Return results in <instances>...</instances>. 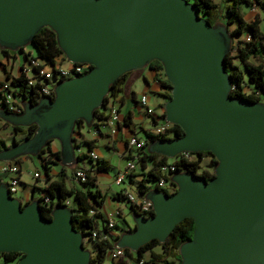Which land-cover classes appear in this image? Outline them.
<instances>
[{
	"label": "water",
	"instance_id": "95a60500",
	"mask_svg": "<svg viewBox=\"0 0 264 264\" xmlns=\"http://www.w3.org/2000/svg\"><path fill=\"white\" fill-rule=\"evenodd\" d=\"M42 27L54 32L68 62L90 67L57 81L52 97L23 100L19 113L0 106L3 122L35 125L29 137L0 149V162L37 156L56 140L59 164L72 167L76 120L90 128L119 76L158 61L170 85L163 122L183 134L149 141L146 151L167 158L209 151L213 176L202 180L180 170L169 176L171 194L147 190L151 214L130 209L133 227L119 232L113 247L134 252L162 242L190 217L192 234L178 246V264H264V99L230 95L225 25L210 24L187 0H0V49L30 44ZM84 237L69 207L55 204L47 219L38 200L22 205L0 182V253H21L13 264H89Z\"/></svg>",
	"mask_w": 264,
	"mask_h": 264
},
{
	"label": "trees",
	"instance_id": "16d2710c",
	"mask_svg": "<svg viewBox=\"0 0 264 264\" xmlns=\"http://www.w3.org/2000/svg\"><path fill=\"white\" fill-rule=\"evenodd\" d=\"M218 1L220 7L219 4L214 2L213 0H190L191 4L195 7V9L198 10L199 15L206 19L210 24L222 23L225 25L227 30L228 25H235L233 29L228 30L231 36V43L229 51L224 57L225 71L232 84L230 95L252 101L260 100L264 97V28L263 30L261 29V27L259 26L260 22L257 18L253 21L246 22L241 15L242 12L240 11L239 7L240 4H245L252 7L254 3L251 0ZM261 8L263 11L264 19V0H262ZM221 9H224L223 14L221 13ZM219 18L223 19V21H221ZM242 34L248 35L249 39H240L235 43L232 41L233 37ZM30 45L35 50V55L32 56V54L25 52L24 55L26 56L27 63L30 60L29 58L32 57L41 61L42 65L46 68H51L53 65H55V63H57L59 56L65 59L57 46L55 34L49 27L40 28L33 35ZM16 51L22 52L23 47H20ZM0 52L6 54L7 50L0 49ZM234 60H236L238 64H234ZM146 67L151 68L158 73V75H155L153 79L159 83L160 87L164 88L167 91V94L165 96L167 99L169 96L170 85L164 77L161 64L158 61L154 60L150 62ZM50 70L53 72V74L55 73V70H53V68ZM33 71H36V69L34 68ZM129 74V72L122 74L110 85L109 91L103 99L101 108L96 109L93 112L92 125L94 127L97 126L95 120L101 121L105 118L104 112L106 110L108 99L115 98L121 92L122 86ZM244 74L246 76L247 85H244ZM28 78L29 77L21 71L18 76L7 78V80L10 79L9 83L14 89L13 95L15 100L21 102L23 100H29L32 103H36V100L39 97L36 92L38 85H27L26 81L28 80ZM142 79L145 80L144 77H142ZM244 86H249L251 88V91L249 93H244ZM0 106L4 107V101L1 100V93ZM129 116L130 112H126L123 119L124 124L129 123ZM160 117L162 119L164 118L163 111ZM3 123L10 127L11 134L13 136L21 134V137L19 139L14 140L15 143L21 141L26 137H29L35 129V125L33 124L29 126H11L6 122ZM82 124L83 122L81 120H76L75 122V126H81ZM169 126L170 127L167 131H170L173 135L183 134L181 128L178 125L170 124ZM143 132L144 145L140 149H127V153L124 156L126 160L133 159L135 161V169L137 168V171H140L141 180L138 183V196H143V194L152 187L157 188L154 182H156L158 177L162 176L159 171L160 166L174 158H167L159 154L148 153L146 151V146L149 141L158 138L167 139L168 137H166L164 134L151 135L147 132V130H144ZM50 142L51 141H49L48 144L44 148H42L40 150V153L37 155V157L41 158L42 160L41 167L45 177L44 185L38 189L39 193L32 199H36L39 201L41 214L47 219H50V211L55 204L69 207L71 209V223L73 228L87 237V240H89L93 246V249L89 250V264H104L106 261V252L108 249L113 248V244L118 235L113 234L112 231H124V229H119V227L115 225V223L112 227H108L107 219L102 217L98 210L101 205V196L99 194V191L95 189L94 174L99 172H106L108 170L109 163L105 159H92L95 160L92 169L81 168V170H83L85 174V181H79L78 179H76V170L74 171L73 176L81 189L68 187L62 180H51L50 176L47 173V164L50 162V158L53 157L54 159L59 161V151H51L49 147ZM84 143L87 145V149L90 151V142L84 141ZM8 146L9 145H6L4 141L0 139V149L6 148ZM75 146L76 145H74V147ZM188 155H194L197 156V158H194V156L191 159H186L183 156L179 157L178 160L175 161L174 171L185 170L193 173L196 177L202 180H208L213 176V173L209 172L207 169H201V171L199 172L197 171L201 167L199 163L201 157L210 156L209 163H204L202 165L203 167L213 168V166L215 165V159L209 151H201L198 153L190 152ZM76 157V159L79 158L78 155ZM88 158L90 157L88 156ZM15 160H13V162ZM64 170L65 167L60 166L61 175L64 174ZM132 172L127 176V178H125L124 181H129ZM165 179L168 180V176H165ZM146 181H153L154 186H148L147 184H145ZM170 184L172 185L171 182ZM118 195L122 196L124 200L126 199L122 191H119ZM23 204L25 203H22V205ZM192 229V218H183L181 221L174 225L173 229L170 231L164 241L158 242L157 240L153 239L141 245L134 252H131L129 249L123 248L124 259H121L118 264H125V257H127L128 259L131 258L135 264H148L149 262L155 264H178V246L181 242L190 238ZM92 233H94V236H92ZM155 247H159L161 251L156 252L154 250ZM145 252L149 253L148 260L143 259V254ZM132 254L134 255V257H130ZM21 255L22 254L18 252L0 253V257L5 262L15 260ZM111 264L115 263L111 262Z\"/></svg>",
	"mask_w": 264,
	"mask_h": 264
},
{
	"label": "crops",
	"instance_id": "0c3cea01",
	"mask_svg": "<svg viewBox=\"0 0 264 264\" xmlns=\"http://www.w3.org/2000/svg\"><path fill=\"white\" fill-rule=\"evenodd\" d=\"M219 4L218 0H213ZM254 6V5H253ZM220 7V4H219ZM26 51L17 52L7 50L6 54L0 52V80H6L18 76L22 67H26L27 59L24 55ZM60 57V56H59ZM158 75L153 69L145 67L141 70L131 72L125 80L121 92L115 97V104L117 107V121L112 126H105L100 128L99 133H94V126L87 128L85 125L78 126L73 135V143L77 144L80 152L79 156L72 167H65L64 174L60 173L59 161L50 158L48 166V175L51 180L63 181L68 187L80 188L76 182L73 174L77 169H92L95 160L88 158L87 145L84 141L90 142V151H93L97 159H105L108 161L109 166L106 172H99L94 174L95 177V189L99 191L101 196V205L98 208L99 213L104 218L112 219L115 225L118 224V220L124 221L123 227L118 226L119 229L131 223L125 221V210L130 214V205L124 200V198L118 195L119 191H123L127 188L132 189L131 183L138 184L141 180L140 171L137 168L132 172L129 181H124L120 185V188L113 187L112 181L114 175L125 168L127 162L121 166V161L125 159L127 153L126 142L131 135H135L137 138L144 137L143 131L148 130L151 126V117L147 116L143 108L138 103L140 95L146 97L147 103L152 106L156 112L162 110V105L166 100L167 91L160 87L159 83L154 80V76ZM145 78V80L142 79ZM126 112H130L129 123L124 124L123 119ZM95 122H97L95 120ZM0 124H4L0 120ZM11 131L10 127L8 126ZM55 141L56 143H54ZM5 143V142H4ZM51 151H59V143L56 140H52L49 144ZM75 154V155H76ZM76 155V156H77ZM112 155L116 156L117 161L113 163ZM77 158V157H76ZM36 160V161H35ZM22 174V170L28 171V177L24 178L20 175V185L17 191L16 198L21 203H27L34 198L39 192L38 189L44 185V173L39 170L37 163L41 165V158L36 156V159H32L28 156L18 157L14 161ZM37 172L38 177L33 178L32 173ZM121 220V221H122ZM132 222V221H131ZM113 234H119V230H113ZM130 257H134L132 254ZM149 253L143 254V259L148 260ZM125 264H135L131 258L125 259ZM148 264H155L149 262Z\"/></svg>",
	"mask_w": 264,
	"mask_h": 264
},
{
	"label": "built area",
	"instance_id": "2783aa9c",
	"mask_svg": "<svg viewBox=\"0 0 264 264\" xmlns=\"http://www.w3.org/2000/svg\"><path fill=\"white\" fill-rule=\"evenodd\" d=\"M188 1V0H187ZM189 2V1H188ZM247 39H249V36L246 35ZM30 57V56H29ZM61 57V56H60ZM59 57V58H60ZM57 60V63L53 65L51 68H46L42 65V62L39 61L36 58H29L30 60L26 64V67H23L21 69L22 72H24L29 78L26 81L27 85H38V88L36 90L38 96H46V97H52L53 96V85L62 79L68 78L73 75H80L87 71L89 69L88 63H70L66 59H59ZM60 61V62H59ZM64 62V63H63ZM51 66V65H50ZM49 66V67H50ZM36 69V71H33V69ZM55 70V73L50 70ZM10 80V79H9ZM9 80H0V93H1V100L4 101V107L7 111L12 113H19L21 111V101H17L14 98L13 95V87H11ZM138 103L143 108L145 114L149 117H151V126L147 130L148 133L151 135H165L166 137H171L173 134L170 131H167L169 129V125L167 123L163 122V119L160 117L162 115V111L160 110L156 112V110L150 106L147 103L146 97L144 95H140L138 98ZM105 118L101 121L95 122L97 126L94 127V133H99L100 128L105 126H112L118 118L117 115V107L115 104V98H110L107 101L106 104V110L104 112ZM127 149L128 150H134V149H140L144 144V139L141 140L137 138L135 135H131L127 140ZM75 148V154L80 152V149L77 144ZM76 154V155H77ZM189 152H181L174 156L170 161H167L165 164L160 166L159 171L162 176L158 177L156 180L155 185L158 189L166 192L167 194H171L175 191V185L172 183L170 184L169 176L171 173L176 172L174 171L175 168V161L178 160L179 157L183 156L186 159H191L194 155H188ZM87 155L91 159H96V155L93 151L87 152ZM194 158H197V156H194ZM210 156L208 157H201L200 159V169L197 171H201V169H207L209 172L211 169L209 167H203L202 165L205 163H209ZM135 169V161L133 159H128L127 165L124 169L118 171L115 176L113 177V183L115 185H120L123 183L125 178L134 171ZM212 172V171H211ZM20 175L21 171L18 167V165L13 162H0V182H4L6 185V188L10 194V196H14L15 193H17L19 185H20ZM33 178L38 177L37 172H33L32 174ZM165 176H168V180L165 179ZM75 178L79 181H85V174L83 170L77 169L75 172ZM122 193L125 196V200L129 205L131 206V209L136 211L138 214H140L143 217H147L152 212V206L151 202L144 199L143 196H135L134 194L130 193L128 190H123ZM150 213V214H149ZM114 224L112 219L107 218V226L112 227ZM130 225H126L124 227V230H128ZM92 236H94V233H92ZM124 259V252L122 248H111L108 249L106 252V261L108 264H111V262H114L115 264H118V262Z\"/></svg>",
	"mask_w": 264,
	"mask_h": 264
},
{
	"label": "rangeland",
	"instance_id": "374dc122",
	"mask_svg": "<svg viewBox=\"0 0 264 264\" xmlns=\"http://www.w3.org/2000/svg\"><path fill=\"white\" fill-rule=\"evenodd\" d=\"M253 3H254V6L250 7V6H247L245 4H240L239 7H240V11L242 12L241 15L243 17V19L246 21V22H250V21H253L254 19H258L259 20V26L261 27V29L263 30L264 28V19H263V11H262V8H261V3H262V0H251ZM189 3L190 0H189ZM221 13L223 14L224 13V9H221ZM220 19V18H219ZM221 21H223V19H220ZM235 25L234 24H230L228 25V30H231L233 29ZM264 32V31H263ZM240 39H246L247 40V37L245 34H242V35H238V36H235L233 37L232 41L235 43L237 40H240ZM26 51V53H29V54H32V56L35 55V50L33 49V47L30 45V44H27L23 47V52ZM234 53V52H232ZM231 53V54H232ZM59 59H62L61 57ZM60 62V61H59ZM234 64H238V62L236 60L233 61ZM64 63V62H63ZM241 68V66H240ZM244 80H245V84L244 85H247L246 84V76L244 74ZM243 91L244 93H249L251 91V88L249 86L243 88ZM262 99V98H261ZM21 137V134H17L15 136H13L11 134V131L9 130L8 126L6 124H0V139L3 140L5 142L6 145H11L12 143V140H15V139H19ZM139 139L143 140L144 138L143 137H140ZM54 143H56L55 141H53ZM32 159H36V156H28ZM36 161V160H35ZM112 161L113 163H115L117 161L116 159V156H113L112 155ZM127 162L126 159L122 160L121 161V166L123 164H125ZM38 167H39V170L42 172V167L39 163H37ZM211 171H212V167H210ZM22 177L26 178L28 177V171L26 170H22V174H21ZM112 186L115 188V187H118L120 188L122 185H115L113 182L111 183ZM145 184H147L148 186H154V183L153 181L151 182H148L146 181ZM131 188H127L126 190H128L130 193L134 194L135 196H138V189H139V184H134V183H131ZM17 195L16 193L14 194V196ZM120 219L118 220V226H121V228L123 227L124 224V221ZM125 221L126 223H132L131 222V219H130V216H129V213L127 212V210H125ZM83 246H85L86 249L88 250H92L93 249V246L91 244V242L89 240H87V237H84L83 238ZM154 250L156 252H160L161 249L159 247H155ZM134 254V253H133ZM125 259H128L127 257H125ZM167 259V258H166ZM0 264H13V262L9 261V262H5L1 257H0ZM104 264H108L107 261H105Z\"/></svg>",
	"mask_w": 264,
	"mask_h": 264
},
{
	"label": "flooded vegetation",
	"instance_id": "af4514ba",
	"mask_svg": "<svg viewBox=\"0 0 264 264\" xmlns=\"http://www.w3.org/2000/svg\"><path fill=\"white\" fill-rule=\"evenodd\" d=\"M12 51V50H11ZM145 68V67H144ZM135 71H138V70H134V71H130L129 73H131V72H135ZM264 99V97L262 98V99H260V100H263ZM93 123V122H92ZM76 156V155H75ZM211 172V171H210ZM212 173V172H211ZM210 174V173H209ZM130 227L132 228L133 227V222L131 223V225H130Z\"/></svg>",
	"mask_w": 264,
	"mask_h": 264
}]
</instances>
